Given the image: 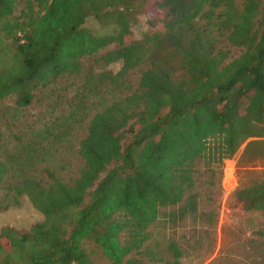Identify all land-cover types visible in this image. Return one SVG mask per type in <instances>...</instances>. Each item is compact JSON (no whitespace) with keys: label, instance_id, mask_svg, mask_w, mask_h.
Returning <instances> with one entry per match:
<instances>
[{"label":"trees","instance_id":"obj_1","mask_svg":"<svg viewBox=\"0 0 264 264\" xmlns=\"http://www.w3.org/2000/svg\"><path fill=\"white\" fill-rule=\"evenodd\" d=\"M138 14L148 19L133 39ZM91 55L120 67L86 73L84 89L119 94L88 119L74 176L60 165L7 180L12 203L24 195L42 219L0 228V264H93V247L111 264H180L173 241L169 254L146 244L147 229L200 215L202 161L232 160L228 206L264 210V0H0V101L14 115ZM248 166L260 175L243 181Z\"/></svg>","mask_w":264,"mask_h":264},{"label":"rangeland","instance_id":"obj_2","mask_svg":"<svg viewBox=\"0 0 264 264\" xmlns=\"http://www.w3.org/2000/svg\"><path fill=\"white\" fill-rule=\"evenodd\" d=\"M147 19L146 14L136 15L130 26L133 39L141 37ZM84 25L93 32L101 28L92 18ZM80 61L79 75L63 74L35 91L32 102L17 115L13 114L11 97L0 101V163L7 167L0 179V228L24 231L42 219L24 195L17 205L12 203L7 180L21 176L46 179L45 170L59 172L60 165L66 166L61 172L65 178L74 176L81 164L76 152L78 141L86 133L88 119L119 94L108 84L98 91H86L83 84L86 73H92L97 80L100 72H116L118 62L104 65L98 55L85 56ZM137 77L134 71L125 83L134 85ZM205 168L214 170L212 177L208 178ZM195 170L200 215H186L175 223L162 219L152 223L147 229L146 244L159 254H169L168 243L173 241L181 251L180 264H264V210L240 211L228 206L237 178L234 162L202 161L196 163ZM232 171L235 182L230 189ZM259 171L258 166L246 167L242 180L257 178ZM93 249V264H111L96 247Z\"/></svg>","mask_w":264,"mask_h":264},{"label":"built area","instance_id":"obj_3","mask_svg":"<svg viewBox=\"0 0 264 264\" xmlns=\"http://www.w3.org/2000/svg\"><path fill=\"white\" fill-rule=\"evenodd\" d=\"M230 178L231 180L229 181V188L231 189L235 182L233 171L230 173Z\"/></svg>","mask_w":264,"mask_h":264}]
</instances>
